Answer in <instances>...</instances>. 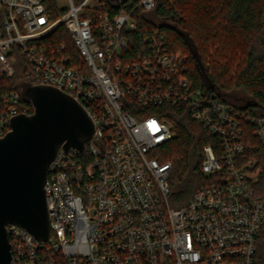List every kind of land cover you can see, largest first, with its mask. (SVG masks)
Returning <instances> with one entry per match:
<instances>
[{"label":"built area","instance_id":"built-area-1","mask_svg":"<svg viewBox=\"0 0 264 264\" xmlns=\"http://www.w3.org/2000/svg\"><path fill=\"white\" fill-rule=\"evenodd\" d=\"M60 1V0H59ZM52 20L44 0H0V80L25 57L26 82L65 92L95 126L84 151L61 149L45 186L51 239L8 226L10 264H256L264 226V116L206 95L189 58L160 34L131 55L133 11L101 0H65ZM111 7L119 8L112 14ZM97 9V10H95ZM95 10L93 17H83ZM64 25L81 65L62 43L50 55L31 43ZM185 108L213 139L203 147L204 184L187 205L170 200L174 137L164 107ZM20 91L0 92V138L29 113ZM155 109H161L155 110ZM33 111V110H32Z\"/></svg>","mask_w":264,"mask_h":264},{"label":"trees","instance_id":"trees-1","mask_svg":"<svg viewBox=\"0 0 264 264\" xmlns=\"http://www.w3.org/2000/svg\"><path fill=\"white\" fill-rule=\"evenodd\" d=\"M112 6L114 0H101ZM52 20L65 10L59 0H44ZM138 0H121L120 9L133 11ZM119 8L111 7L112 14ZM97 10V9H95ZM88 10L83 17H93ZM136 30L127 33L131 55L145 50L146 38L160 34L170 51L189 58L190 75L206 95L216 96L254 115L264 116V0H156L152 11L136 8ZM65 43L74 53L72 65H81L71 37L62 24L49 36L33 41L37 51L50 55ZM27 60L18 54L16 74L0 80V92L20 91L27 83ZM175 137L163 148V161L173 162L170 200L173 206L187 205L204 184L201 174L203 147L213 139L185 108L164 107ZM32 113V107L29 108ZM256 264H264V226L257 243Z\"/></svg>","mask_w":264,"mask_h":264},{"label":"water","instance_id":"water-1","mask_svg":"<svg viewBox=\"0 0 264 264\" xmlns=\"http://www.w3.org/2000/svg\"><path fill=\"white\" fill-rule=\"evenodd\" d=\"M20 94L32 114L13 118L0 138V264H10L8 226L26 230L39 241L51 239L45 186L49 167L63 149L84 151L95 134L85 108L65 92L23 83Z\"/></svg>","mask_w":264,"mask_h":264},{"label":"rangeland","instance_id":"rangeland-1","mask_svg":"<svg viewBox=\"0 0 264 264\" xmlns=\"http://www.w3.org/2000/svg\"><path fill=\"white\" fill-rule=\"evenodd\" d=\"M75 3H78V0H75ZM58 6L60 7V8H67V7H69V4H68V1H65V0H60L59 2H58Z\"/></svg>","mask_w":264,"mask_h":264}]
</instances>
